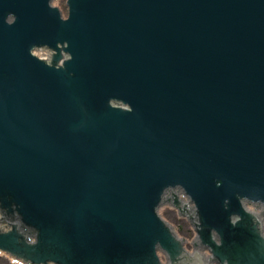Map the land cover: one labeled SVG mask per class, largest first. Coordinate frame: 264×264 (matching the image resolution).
Here are the masks:
<instances>
[{
	"label": "water",
	"instance_id": "obj_1",
	"mask_svg": "<svg viewBox=\"0 0 264 264\" xmlns=\"http://www.w3.org/2000/svg\"><path fill=\"white\" fill-rule=\"evenodd\" d=\"M53 1L0 0V250L203 264L182 189L220 264H264V0Z\"/></svg>",
	"mask_w": 264,
	"mask_h": 264
},
{
	"label": "flooded vegetation",
	"instance_id": "obj_2",
	"mask_svg": "<svg viewBox=\"0 0 264 264\" xmlns=\"http://www.w3.org/2000/svg\"><path fill=\"white\" fill-rule=\"evenodd\" d=\"M194 217L192 218V220L189 223L190 226H192L193 228V238L192 241H189L186 237L179 235L178 230L175 228V226L171 227V230L174 234L175 237H179V243L181 242V245L183 247H188V249L190 250H194V253H197L198 255H200L204 261L207 264H219L218 260L211 255V251L207 246H196L195 242L198 239H202V236L200 235V227L202 226V224H200V219L198 217V214L194 211ZM188 237V236H187ZM189 238V237H188ZM190 247V248H189ZM206 250H208V252L206 253ZM164 256H166V253L164 252Z\"/></svg>",
	"mask_w": 264,
	"mask_h": 264
},
{
	"label": "bare ground",
	"instance_id": "obj_3",
	"mask_svg": "<svg viewBox=\"0 0 264 264\" xmlns=\"http://www.w3.org/2000/svg\"><path fill=\"white\" fill-rule=\"evenodd\" d=\"M9 262L10 264H26L24 263L20 258L16 259V258H12V257H9Z\"/></svg>",
	"mask_w": 264,
	"mask_h": 264
},
{
	"label": "rangeland",
	"instance_id": "obj_4",
	"mask_svg": "<svg viewBox=\"0 0 264 264\" xmlns=\"http://www.w3.org/2000/svg\"><path fill=\"white\" fill-rule=\"evenodd\" d=\"M0 264H10L8 257L7 256H2V257L0 256ZM26 264H28V263H26Z\"/></svg>",
	"mask_w": 264,
	"mask_h": 264
}]
</instances>
